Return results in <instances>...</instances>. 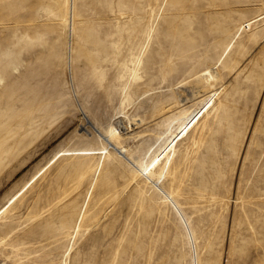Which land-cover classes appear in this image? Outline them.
Masks as SVG:
<instances>
[{"label": "rangeland", "instance_id": "374dc122", "mask_svg": "<svg viewBox=\"0 0 264 264\" xmlns=\"http://www.w3.org/2000/svg\"><path fill=\"white\" fill-rule=\"evenodd\" d=\"M204 68L220 107L160 176ZM0 79V207L55 152L100 147L87 119L105 129L125 84L111 140L153 172L113 148L98 172V154L62 157L1 215L0 264H264V0H0Z\"/></svg>", "mask_w": 264, "mask_h": 264}, {"label": "bare ground", "instance_id": "6f19581e", "mask_svg": "<svg viewBox=\"0 0 264 264\" xmlns=\"http://www.w3.org/2000/svg\"><path fill=\"white\" fill-rule=\"evenodd\" d=\"M67 20H69L68 16L63 17L64 23L68 22ZM70 22L73 26V19H71ZM148 37H149V34H148ZM141 58L142 57L139 55L134 56L130 59V65L124 66V69L129 73L131 79L139 78L136 72H137V68L141 64ZM70 61L72 62L71 56H70ZM11 73H19V66L16 64H12ZM191 78H192L191 84L193 85V88L196 90L194 91L196 95H198V93L200 92L202 93L206 89L209 90V94L202 97L200 100H198V103L200 104V106L197 107L193 112H191L187 116H184V118L180 122L177 123V128L170 132V138L169 140H167L164 147L160 151L155 153L154 158H153L154 160L153 167L157 166L160 168V176L166 175L167 177L168 174H170L171 177H174V169L176 167L175 164L177 163L179 158L184 157V149L183 148H182L183 150L181 149V145L183 141L188 138L191 132L195 131L194 129L198 126V124H200V122H201V128H200L201 129L200 135H201V132L203 131L204 127L209 126L211 123V120L210 121L208 120V116H210L211 112H213L212 116L214 117L217 110L220 107V102L217 100L218 93L213 90V86L217 80V74L211 71L209 68H204L194 73L191 76ZM1 80L2 79H0V81ZM185 81H188V80H185ZM181 83L182 84L176 86V94H175L176 103L180 101L179 98H181L180 94L182 93V92L181 93L178 92L179 91L178 89L185 82L182 81ZM126 87H127V84H125L121 89L114 88V92L118 94V97L113 106L114 113L110 115L105 129H102V127L100 126L99 123H97V121H94V120L92 121L90 119H87V125H89L92 128L96 141L99 142L100 147L68 148V149L65 148V149H61L55 152L54 155L38 171H36L29 179H27L23 183V185L13 195H11L7 199V201L0 207V217L42 176V174H44L59 159L65 156H87V155L98 154V161H97V165L95 168V172H98L100 168L102 167L106 156L111 154L109 149L113 148L115 153H117L120 157L128 161L132 166L136 167V170L139 172V175H145L147 179L153 182V179H152L153 172L148 171L145 174L144 170L141 167H137L136 164H134L132 160L128 157L126 153L127 150L123 147L116 146L111 140L113 136L119 133L117 130L118 123L116 122V120L118 119V117H120V114L123 112L122 105L126 99ZM64 93L67 94L66 92ZM73 95H72L73 97H78L77 92L73 93ZM174 120H171L169 118L166 119V127H167L166 130H168L169 126L173 123ZM82 130L83 132L81 133L92 135L85 126H82ZM103 143L105 145H103ZM169 168H170V171L168 170ZM95 180H96L95 178L92 179L89 184L85 198L83 200V203L73 223V227L71 228L70 238L72 237L74 238L76 233L80 230L82 221L84 219L85 208L87 206L88 200L94 188ZM171 181H173V179ZM154 186L155 184L152 185V187ZM167 197H170V194L169 195L167 194ZM71 246L72 245H70V247H67V249L63 253L64 255H67L69 253Z\"/></svg>", "mask_w": 264, "mask_h": 264}]
</instances>
